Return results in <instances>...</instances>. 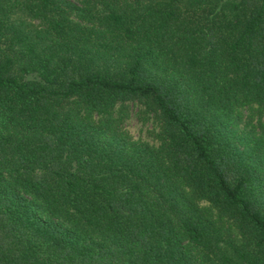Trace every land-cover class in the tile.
Segmentation results:
<instances>
[{
  "label": "trees",
  "instance_id": "obj_1",
  "mask_svg": "<svg viewBox=\"0 0 264 264\" xmlns=\"http://www.w3.org/2000/svg\"><path fill=\"white\" fill-rule=\"evenodd\" d=\"M0 264H264V0H0Z\"/></svg>",
  "mask_w": 264,
  "mask_h": 264
},
{
  "label": "rangeland",
  "instance_id": "obj_2",
  "mask_svg": "<svg viewBox=\"0 0 264 264\" xmlns=\"http://www.w3.org/2000/svg\"><path fill=\"white\" fill-rule=\"evenodd\" d=\"M80 4V0H72ZM127 118L124 122L126 128L133 138L141 140H151L150 131L153 128L151 115L146 114L141 104L129 101L127 102Z\"/></svg>",
  "mask_w": 264,
  "mask_h": 264
}]
</instances>
